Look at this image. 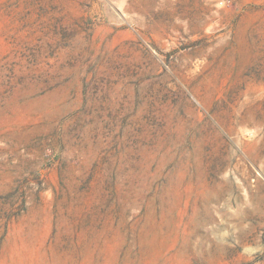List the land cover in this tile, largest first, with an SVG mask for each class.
Segmentation results:
<instances>
[{"label": "rangeland", "instance_id": "1", "mask_svg": "<svg viewBox=\"0 0 264 264\" xmlns=\"http://www.w3.org/2000/svg\"><path fill=\"white\" fill-rule=\"evenodd\" d=\"M0 264H264V0H0Z\"/></svg>", "mask_w": 264, "mask_h": 264}]
</instances>
